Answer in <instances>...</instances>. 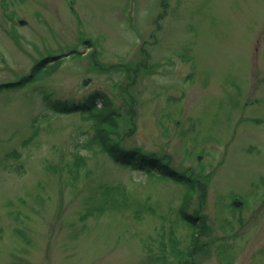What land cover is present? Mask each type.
<instances>
[{"label": "rangeland", "instance_id": "rangeland-1", "mask_svg": "<svg viewBox=\"0 0 264 264\" xmlns=\"http://www.w3.org/2000/svg\"><path fill=\"white\" fill-rule=\"evenodd\" d=\"M4 3L0 264H264V0Z\"/></svg>", "mask_w": 264, "mask_h": 264}, {"label": "trees", "instance_id": "trees-1", "mask_svg": "<svg viewBox=\"0 0 264 264\" xmlns=\"http://www.w3.org/2000/svg\"><path fill=\"white\" fill-rule=\"evenodd\" d=\"M48 62V59L39 62L35 64L32 68L31 71V76L30 79L33 81V79L36 78V75L39 73L40 68L45 65V63ZM102 96H100L101 98ZM91 100L93 97H90ZM105 102V101H104ZM107 107H110L111 103L109 101L105 102ZM55 105L53 101L49 103V106L52 108ZM88 105V104H86ZM64 106V105H63ZM64 108L67 109V106ZM82 110L86 111L85 107L81 108ZM100 144L103 145L105 151L110 154V156L119 164L122 165H131L137 169H142L141 171L144 172H149L151 170L155 171L156 173L161 174L163 177H166L170 179L173 182H180L181 176L178 175L173 169H171L167 164H164L159 158H156L152 154L148 153H142L139 152L138 150L132 149V150H127L124 149L123 147L119 148V146L115 143L111 142V139L106 138L105 136L100 137ZM186 196L184 197V200L181 204V206L178 208V214L181 218V221L183 220L184 222L190 224V226L198 225L201 230H204L206 225V218L202 217L200 219H197L196 217L191 216L188 212L187 209L190 205V192L193 190V186L190 185V183L187 181L186 182ZM199 220V221H197Z\"/></svg>", "mask_w": 264, "mask_h": 264}, {"label": "flooded vegetation", "instance_id": "flooded-vegetation-1", "mask_svg": "<svg viewBox=\"0 0 264 264\" xmlns=\"http://www.w3.org/2000/svg\"><path fill=\"white\" fill-rule=\"evenodd\" d=\"M5 0H0V12L3 11V13L5 14L4 10L6 9V6L8 5H5ZM6 20L10 21V20H13L11 21V29L10 30V37L9 39L12 41L13 45L16 46V48H18L20 51H24L23 47L21 46L19 48V42L17 39H19L21 36L16 34V25L19 26V27H26L27 26V21L23 22V20H25L24 18H22L21 15H18L17 13H13V14H10L8 13L5 17ZM10 42V41H9ZM24 53V52H23ZM30 76H31V69L29 72H25V74L23 75V78H21L18 83L21 84L22 83V80L24 79L25 81L29 80L30 79ZM26 84V82H25Z\"/></svg>", "mask_w": 264, "mask_h": 264}, {"label": "water", "instance_id": "water-1", "mask_svg": "<svg viewBox=\"0 0 264 264\" xmlns=\"http://www.w3.org/2000/svg\"><path fill=\"white\" fill-rule=\"evenodd\" d=\"M87 83H88V80H85V81H84V84H87ZM236 204L239 205L238 202H237Z\"/></svg>", "mask_w": 264, "mask_h": 264}]
</instances>
